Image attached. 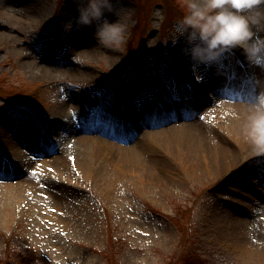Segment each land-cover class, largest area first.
Returning <instances> with one entry per match:
<instances>
[{
    "label": "rangeland",
    "instance_id": "obj_1",
    "mask_svg": "<svg viewBox=\"0 0 264 264\" xmlns=\"http://www.w3.org/2000/svg\"><path fill=\"white\" fill-rule=\"evenodd\" d=\"M179 1L117 0L116 7L131 11L135 20L122 50L97 45L94 25L65 31L63 22L77 15L74 0H0L5 35L0 38V130L13 143L4 149L22 143L37 158L45 156L35 159L38 164L46 161L40 169L25 154L0 151V179L16 185L25 180L35 188L24 203L8 206L0 196V264H108L105 256L117 253V248L104 251L108 223L121 240L113 264H172L184 245V236L179 237L185 224L192 232L184 251L189 261L194 250L212 264H264V232L253 239L247 228L250 198L264 203V156L250 155L252 147L240 132L242 118L222 115L210 121L198 114L175 122L177 128L191 126L205 134V143H213L211 132L217 146H236L240 160L220 174L188 161L177 142L169 148L170 137L157 138L160 147H151V161L143 169L122 166L131 155L109 154L85 163L92 170H82L75 162L77 147L68 143L70 135L90 132L98 121L106 124L115 112L139 115L152 127L166 119L165 102H205L201 92L218 82L238 81L235 94L247 98L264 88V70L249 64L239 49L211 67L201 65L199 80L194 76L183 52L185 40L172 42L175 22L187 11L186 0ZM168 7L176 14L169 17ZM28 15H39L40 21ZM29 62L43 63L53 79L32 77L24 66ZM67 63L74 71H64ZM34 88L41 96L39 110L24 100ZM6 95L17 101H2ZM249 101L236 102L249 109ZM68 103L73 105L69 114ZM172 111L166 115L175 120L179 114ZM117 123L111 127H124L120 138L131 139L132 130ZM61 154L71 159L66 177L54 163Z\"/></svg>",
    "mask_w": 264,
    "mask_h": 264
},
{
    "label": "clouds",
    "instance_id": "obj_2",
    "mask_svg": "<svg viewBox=\"0 0 264 264\" xmlns=\"http://www.w3.org/2000/svg\"><path fill=\"white\" fill-rule=\"evenodd\" d=\"M77 15L63 22L65 31L73 27H95L92 33L97 45L124 49L135 20L131 11L117 8V0H74ZM187 11L178 17L173 44L185 40L184 54L194 76L201 65L211 67L226 53L241 50L245 60L264 70V0H186ZM106 13L116 18L110 20ZM258 84L262 83L258 79ZM244 128L245 139L257 156H264V88L249 105ZM215 143L214 133L210 132ZM249 234L264 232V203L250 209Z\"/></svg>",
    "mask_w": 264,
    "mask_h": 264
},
{
    "label": "bare ground",
    "instance_id": "obj_3",
    "mask_svg": "<svg viewBox=\"0 0 264 264\" xmlns=\"http://www.w3.org/2000/svg\"><path fill=\"white\" fill-rule=\"evenodd\" d=\"M21 11L22 10L20 9L18 10L19 13L17 12L19 16L20 15L23 16ZM27 17L30 18L29 15ZM32 18L30 19H32L34 23H37L40 21L39 15L32 16ZM13 20L19 22L18 19H13ZM3 34L4 33L0 32V38L5 36ZM78 52L82 53V52H85V50H79ZM67 65L68 63L66 64V66H64L65 72L70 73L74 71L72 66H67ZM24 66L26 67L27 71L32 77L39 78V79L42 78L43 80L53 79L50 73L45 72L43 70L44 66H43V63L41 62H34V63L29 62L25 64ZM220 91L221 89L210 90L209 94L207 93V91H203L204 95L207 94L211 96L212 98L203 104L209 103L211 105L207 107L205 106L201 108L202 110L199 109L196 112H200L202 114L203 120L208 119L210 121H216L219 118V116H222V115L223 117H225L224 120L233 119L237 115V118H242L239 122L240 127L243 125V127H241L240 129V132L242 133V129L244 131L250 109L246 108L245 106H242L241 104L239 105L237 102L230 99V97L225 96L223 94L224 92H220ZM213 95L214 96L217 95V96L214 98ZM72 107L73 105L68 103L65 106L64 111L67 112V114H69L72 111ZM231 113H233L234 115H232ZM167 123H169L168 120L167 122L164 123L163 126H160L158 128H151V127L143 126V129L139 130V133H138L139 135L137 134L135 137H133L132 139L133 141L132 140L131 141L122 140V139L120 141L119 140L111 141L112 140L110 137L111 134L108 131H106L105 133L99 129H97V131L93 135V138H90L89 141L83 139L84 137L83 135L87 133H79L78 135L72 134L69 136V142L71 145H75V147H77L76 149L78 150L77 155L75 156V159H76L75 162L77 163L78 167L81 166L82 170L84 169L86 170L87 168L88 171H90L92 169H90L89 166L85 165V163H89V165H91V163L95 161L97 158L101 159V157L104 158L106 155H109V154H115V155H120V156L131 155V158H126V159L123 158L126 162L123 161V159L121 160V162L123 161L122 166L125 168L127 167L125 166L126 163L127 164L131 163V164H135V166L141 167V168L137 167V169H143L142 166L146 165L148 161H151L149 159V152H153L151 150V147L153 145H156V147H160V145L157 144L156 141H157V138L163 137V136L170 137V141H168V144H167L169 148L171 147L172 144H174V142L175 143L177 142L176 144L178 146V149L179 150L181 149V151L184 153L188 161L189 160L194 161L193 164L198 163L199 166L200 164L205 165L206 167L209 168V170L216 171V173H219V174L224 173L230 166H232L233 164H235L237 161L240 160L239 154H238L239 152H237L236 146H232V144L228 142L225 143L224 145H219V146H217L216 143H210V142L205 143L204 140L202 141V138L205 137V134L197 133L195 130H193V128H191V126H186L184 129H182V128H177L176 124L174 125V124H167ZM150 133H154V134H150ZM175 136H176V140L174 139ZM11 141L12 140H10V137H8L7 134H4L0 130V146H2V148H0V151H4L6 149V148L4 149V147L7 146L8 144H11L12 143ZM20 145L21 146L18 147V149L14 147H11L10 149L9 147H7L5 152L11 155L18 154V155L24 156V153L26 152V148L22 144ZM234 145H237V143L235 142ZM31 152L32 151L29 150L28 152V154L30 153L29 156L25 155V157L33 159L34 155L31 154ZM61 155L62 157L60 159L59 157L54 159L55 160L54 163H55L56 169L61 172V176L66 177L68 174L65 170L68 171L69 168H68L67 163L71 159L66 158L67 156H65V154H61ZM74 155H75V152H74ZM250 155L253 156L255 154H250ZM45 163L46 161H43L40 164L34 161V164L37 166V168H40V169H42V166L45 165ZM155 163L157 164V166L161 165L160 160L159 162L156 161ZM160 174L163 175V177L160 176L161 178H165V172L164 173L160 172ZM21 181L22 182L20 183V185L9 183L7 181H2L0 183V196L3 202H7L6 204L8 206H9V203H12V202L13 203L14 202L24 203V199L28 200V197H27L28 193L30 195L35 194L34 192L35 188H33L32 184L24 183L25 180H21ZM35 201L36 203L37 202L39 203L37 199ZM249 201L253 205L257 204L255 202L256 200L253 198H250ZM233 218L237 222L240 220L239 216H234Z\"/></svg>",
    "mask_w": 264,
    "mask_h": 264
},
{
    "label": "trees",
    "instance_id": "obj_4",
    "mask_svg": "<svg viewBox=\"0 0 264 264\" xmlns=\"http://www.w3.org/2000/svg\"><path fill=\"white\" fill-rule=\"evenodd\" d=\"M179 2H181V0ZM172 13L176 14V11L173 9V7H168V15L171 16Z\"/></svg>",
    "mask_w": 264,
    "mask_h": 264
}]
</instances>
